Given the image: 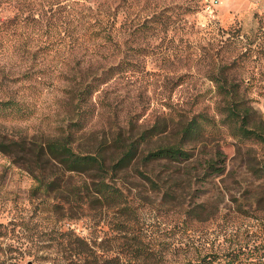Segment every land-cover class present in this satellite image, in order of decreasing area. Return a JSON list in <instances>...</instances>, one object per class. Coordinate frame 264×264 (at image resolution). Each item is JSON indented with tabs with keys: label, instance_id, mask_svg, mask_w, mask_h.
<instances>
[{
	"label": "rangeland",
	"instance_id": "rangeland-1",
	"mask_svg": "<svg viewBox=\"0 0 264 264\" xmlns=\"http://www.w3.org/2000/svg\"><path fill=\"white\" fill-rule=\"evenodd\" d=\"M55 3L0 0V103L10 104L0 107V264H65L48 241L58 230L95 239L107 257L138 244L153 264L194 263L263 235L264 0ZM216 81L232 86L252 135L224 122ZM192 120L203 136L184 146L190 159L143 162L179 143ZM155 126L158 135L111 175L125 210L50 212L57 200L36 189L31 144L69 134L84 153ZM104 151L109 165L120 157L112 143ZM217 153L223 170L214 175L204 161ZM41 165L66 191L62 172Z\"/></svg>",
	"mask_w": 264,
	"mask_h": 264
},
{
	"label": "trees",
	"instance_id": "trees-1",
	"mask_svg": "<svg viewBox=\"0 0 264 264\" xmlns=\"http://www.w3.org/2000/svg\"><path fill=\"white\" fill-rule=\"evenodd\" d=\"M62 2L63 0H56L53 6L59 8ZM215 85L217 86L218 95H221L223 100L226 101V105L221 110L224 122L231 127L240 121L241 125L238 130L241 134L252 135L253 132L245 130L242 126L245 124L244 118L235 113L234 101H232L234 91L232 86L224 81H216ZM9 105L6 102L0 103V107L4 108ZM195 123V120H192L180 127L181 140L179 143L150 151L144 156L143 162H160L162 160L181 162L190 159L191 156L188 151H185L184 146L199 141L200 137L203 136V132ZM156 129L157 126L153 127L144 132L143 135L131 140L127 145H124V142L121 141L101 140L95 149L84 153H80L73 148L75 140L69 134L63 137L50 138L44 144H31L32 149L29 153L32 154L34 159L33 168L39 169L37 174L33 173V179L38 185L36 189L40 193L48 195V197L53 194L51 199L57 200L54 204L48 206L51 209L50 212L56 213L63 209L72 208V204L80 207L84 214H88L84 212L85 210L96 208L99 205L107 208L118 206L119 210L120 208L125 210L126 199L122 197L121 188L115 183L113 184L111 175L113 172L128 167L132 160L137 157L139 147L143 145L144 141L158 135L159 132L153 133L157 131ZM111 143L114 149L119 152L120 157L116 162L109 165L104 158V149ZM4 148L5 146H0V151L7 153ZM219 156L220 154L217 153L212 158L204 161L206 171L211 170L214 175L222 173L223 166L218 167L217 165L223 162L219 159ZM41 162L50 167L58 168L60 173L62 172L61 176L66 178V181L64 179L62 181L66 185V191H57L59 183L56 172L51 171L50 174H44L46 171ZM53 174L54 176H52ZM79 177H84L83 181H73V179H79ZM120 226V228H124L125 225L120 224ZM126 230V233L129 232V230ZM48 241L52 248H55L64 256L63 261L65 264H153L155 258V255H152L148 250L132 242L121 243L119 251L114 256L98 255L97 249L100 242L95 239L83 238L70 229L66 231L58 230L56 233L50 234ZM54 264L58 263L54 262ZM189 264H264V234L249 243L225 251L223 254H209V256L199 261Z\"/></svg>",
	"mask_w": 264,
	"mask_h": 264
}]
</instances>
